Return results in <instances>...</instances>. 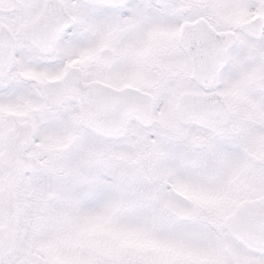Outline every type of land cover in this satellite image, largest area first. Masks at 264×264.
Instances as JSON below:
<instances>
[{"label": "snow or ice", "instance_id": "snow-or-ice-1", "mask_svg": "<svg viewBox=\"0 0 264 264\" xmlns=\"http://www.w3.org/2000/svg\"><path fill=\"white\" fill-rule=\"evenodd\" d=\"M0 264H264V0H0Z\"/></svg>", "mask_w": 264, "mask_h": 264}]
</instances>
